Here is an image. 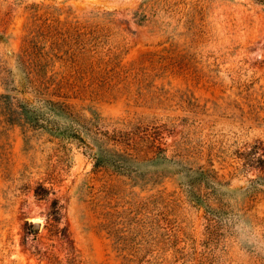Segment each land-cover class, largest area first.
Here are the masks:
<instances>
[{"label":"rangeland","instance_id":"374dc122","mask_svg":"<svg viewBox=\"0 0 264 264\" xmlns=\"http://www.w3.org/2000/svg\"><path fill=\"white\" fill-rule=\"evenodd\" d=\"M260 141L264 0H0V264H264Z\"/></svg>","mask_w":264,"mask_h":264},{"label":"trees","instance_id":"16d2710c","mask_svg":"<svg viewBox=\"0 0 264 264\" xmlns=\"http://www.w3.org/2000/svg\"><path fill=\"white\" fill-rule=\"evenodd\" d=\"M152 145L155 146V144ZM257 150V151H256ZM251 154V155H250ZM241 156H244V165L245 166H251V167H257L259 170L264 169V142L260 141L259 145L254 147V151L250 153V150L247 151H242L238 153V157L241 158ZM35 195L39 197H44L47 194H49V190L45 188L44 186H39L38 190L35 191ZM50 212L48 214V224L47 228L48 231L52 234H60L62 229L58 227V221H59V208H58V203L54 199L52 200L50 204ZM69 253V260L73 263H76L77 261V255L73 250H70V248H67Z\"/></svg>","mask_w":264,"mask_h":264},{"label":"clouds","instance_id":"9594fccd","mask_svg":"<svg viewBox=\"0 0 264 264\" xmlns=\"http://www.w3.org/2000/svg\"><path fill=\"white\" fill-rule=\"evenodd\" d=\"M241 241L256 247L257 251L264 252V236L254 232L252 236H241Z\"/></svg>","mask_w":264,"mask_h":264},{"label":"water","instance_id":"95a60500","mask_svg":"<svg viewBox=\"0 0 264 264\" xmlns=\"http://www.w3.org/2000/svg\"><path fill=\"white\" fill-rule=\"evenodd\" d=\"M35 227H37V228H38V227H39V224H38V223H36V224H35Z\"/></svg>","mask_w":264,"mask_h":264}]
</instances>
